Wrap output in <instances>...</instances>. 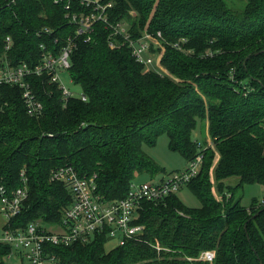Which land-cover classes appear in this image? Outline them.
Here are the masks:
<instances>
[{"label": "trees", "instance_id": "obj_1", "mask_svg": "<svg viewBox=\"0 0 264 264\" xmlns=\"http://www.w3.org/2000/svg\"><path fill=\"white\" fill-rule=\"evenodd\" d=\"M102 1H112L109 20H125L132 37L145 26L160 31L168 74L138 62L126 43L110 47V28L100 20L89 40L76 34L67 13L90 9L77 0H0V60L37 62L40 44L58 50L71 37L68 71L86 96L63 105L54 83L33 78L43 105L33 117L18 86L0 85V186L10 193L21 185V170L27 185L12 226L60 222L72 194L49 178L59 166L70 164L79 176L95 172V191L105 199L126 196L137 175L165 170L143 148L165 132L186 161L202 155L185 183L200 205H185L177 191L141 202L135 222L160 250L133 239L108 248L105 229L86 244L51 245L60 263L264 264V202L244 205L238 193L245 184L264 185V0ZM179 39L192 51L175 48ZM198 124L203 133L207 126L211 145L194 137ZM232 176L234 184L226 182ZM11 249L0 242V264ZM204 250L214 251L211 262L196 259Z\"/></svg>", "mask_w": 264, "mask_h": 264}, {"label": "built area", "instance_id": "obj_2", "mask_svg": "<svg viewBox=\"0 0 264 264\" xmlns=\"http://www.w3.org/2000/svg\"><path fill=\"white\" fill-rule=\"evenodd\" d=\"M80 4L89 6L86 12H71L69 18L77 27L75 33L87 34L85 40H89V32L95 21L100 20L110 28L107 43L110 47H120L126 43L131 49L132 55L145 67L163 75L168 71L161 64V55L164 45L161 33L156 34L147 31L146 26L138 37H132L128 30V24L121 19L116 22L109 20L107 8L112 1L102 0H77ZM66 8L69 7L67 3ZM133 14V10H129ZM49 31L48 28H44ZM5 49L9 48L10 39L7 36ZM184 39L173 42L177 49L190 52L189 48L181 45ZM75 42L68 37L67 42L60 49L54 50L40 44L42 50L37 62L20 61L17 63L6 55L0 60V85H16L21 90V96L30 116L40 117L43 113V105L39 100L33 78L41 77L48 83H54L61 91L63 105L70 97L86 99L81 90H71L61 76L67 73L69 81L74 83L69 74L70 53ZM159 48L154 52L152 48ZM75 84V83H74ZM210 144V143H208ZM211 145V144H210ZM201 154L189 160L184 170L176 171L161 177H152L148 181L129 185L126 196L120 199L108 200L98 194L96 190V173L79 176L70 164L53 168L49 178L64 182L72 194V201L63 209L60 222L55 228L49 227L50 223L42 221H30L24 226H12L11 220L21 211L23 201L27 196L26 176L21 170V185L8 193L4 186H0V215L3 221L0 223V242L11 245V251L7 256L15 255L19 264H61L60 257L52 250L51 245H70L73 243L86 244L98 231L106 229V242L108 248L122 245L128 239L148 242L144 239L146 227L143 223L135 222L142 201L159 200L168 194L178 191L192 176L197 174L201 165ZM264 202V199H262ZM50 224V225H48ZM155 246L160 250V246ZM214 256L213 250L201 251L196 259L211 262ZM68 264H77L70 262Z\"/></svg>", "mask_w": 264, "mask_h": 264}, {"label": "rangeland", "instance_id": "obj_3", "mask_svg": "<svg viewBox=\"0 0 264 264\" xmlns=\"http://www.w3.org/2000/svg\"><path fill=\"white\" fill-rule=\"evenodd\" d=\"M61 76L63 77L65 84L71 89L75 91H79L80 87L72 82L69 81V76L67 73H62ZM194 137L202 141L203 137H206L207 143H211V139L208 135L207 126L205 127L204 133L201 128V125L198 124L196 127L194 133ZM144 150L147 152L148 155H150L154 161L164 167V171L159 172L153 177H161L163 175H169L173 172L184 170L188 166V161L184 159L180 153L177 151H173L168 146V136L164 132L160 134L156 138V142L154 145L149 146L147 144H143ZM217 156V155H216ZM216 159V158H215ZM152 177H150L146 172L140 173L137 175L134 179L135 183H140L144 181L150 180ZM235 176H232L228 179H226V182L234 184ZM240 194V201L244 205H249V203L252 201V199H264V185L260 183H250L245 184L241 190L238 192ZM177 195L181 199V201L187 205V206H199L200 201L198 198L194 195V193L190 190L188 186H185V184L177 191ZM3 221V218L0 215V223ZM40 221V220H38ZM50 225V224H48ZM49 227L55 228V225H50ZM161 257H158L160 259ZM4 261L6 264H19V259L14 254L10 256H5Z\"/></svg>", "mask_w": 264, "mask_h": 264}, {"label": "bare ground", "instance_id": "obj_4", "mask_svg": "<svg viewBox=\"0 0 264 264\" xmlns=\"http://www.w3.org/2000/svg\"><path fill=\"white\" fill-rule=\"evenodd\" d=\"M9 246V245H8Z\"/></svg>", "mask_w": 264, "mask_h": 264}]
</instances>
